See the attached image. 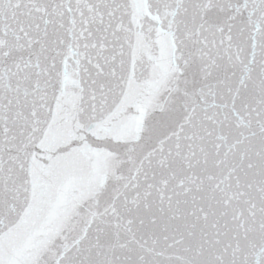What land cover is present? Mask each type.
I'll list each match as a JSON object with an SVG mask.
<instances>
[{"label": "snow or ice", "instance_id": "6c2138e0", "mask_svg": "<svg viewBox=\"0 0 264 264\" xmlns=\"http://www.w3.org/2000/svg\"><path fill=\"white\" fill-rule=\"evenodd\" d=\"M0 264H264V0H0Z\"/></svg>", "mask_w": 264, "mask_h": 264}]
</instances>
